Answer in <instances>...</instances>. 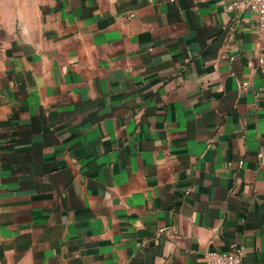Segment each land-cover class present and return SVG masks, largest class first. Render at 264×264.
Listing matches in <instances>:
<instances>
[{"label": "crops", "instance_id": "1", "mask_svg": "<svg viewBox=\"0 0 264 264\" xmlns=\"http://www.w3.org/2000/svg\"><path fill=\"white\" fill-rule=\"evenodd\" d=\"M229 2L0 0V264H264V33Z\"/></svg>", "mask_w": 264, "mask_h": 264}, {"label": "built area", "instance_id": "2", "mask_svg": "<svg viewBox=\"0 0 264 264\" xmlns=\"http://www.w3.org/2000/svg\"><path fill=\"white\" fill-rule=\"evenodd\" d=\"M227 9L253 17L259 33H264V0H230ZM260 61L262 62V59ZM258 156L263 158L264 151H259ZM243 258L244 247L234 243L228 251H207L204 254V264H244Z\"/></svg>", "mask_w": 264, "mask_h": 264}]
</instances>
